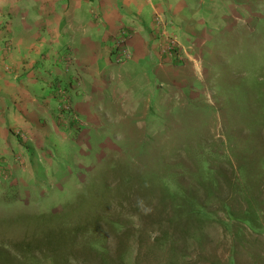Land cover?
<instances>
[{
  "label": "rangeland",
  "instance_id": "obj_1",
  "mask_svg": "<svg viewBox=\"0 0 264 264\" xmlns=\"http://www.w3.org/2000/svg\"><path fill=\"white\" fill-rule=\"evenodd\" d=\"M238 11L244 16L239 25L209 45V57L198 72L206 76L204 82L189 80L193 89L182 86L181 99H166L165 110H126L109 104L101 106L104 110L60 114V129L53 130L44 148L48 154L35 152L42 157L37 160L42 175L40 183L34 181V188H28L30 203L24 195L12 198L25 194L23 187L7 189L8 200L0 198V220L58 212L85 197L88 204L82 214L91 216L100 203L86 193L103 190L107 181V192L99 197L115 198L102 214L127 220L131 227L119 234L103 223L102 231L114 252L126 234L131 236L127 264L133 263L140 241L139 264H264V0L253 4L252 14L243 6ZM110 55L115 64L131 59L117 63L115 53ZM54 88V93L65 89L69 102L66 84L58 82ZM57 105L58 100L56 110ZM25 131V143L12 133L21 145L14 158L22 162L26 152L34 162L29 152L32 136ZM3 166L0 176L7 177L9 168ZM206 178L214 183L205 184ZM168 192L176 194L177 201L186 199V205L197 198L213 217L203 222L178 218L176 199ZM156 237H172V249L151 244ZM86 260L77 254L68 264Z\"/></svg>",
  "mask_w": 264,
  "mask_h": 264
},
{
  "label": "crops",
  "instance_id": "obj_2",
  "mask_svg": "<svg viewBox=\"0 0 264 264\" xmlns=\"http://www.w3.org/2000/svg\"><path fill=\"white\" fill-rule=\"evenodd\" d=\"M255 2L259 0H0V167L9 168L7 177L0 176V198L8 200L7 189L23 187L25 194L12 198L24 195L30 203L28 188L42 175L37 163L42 157L35 152L48 154L44 148L51 133L60 129L54 96L58 82L69 90L71 110H104L101 106L109 104L165 110L166 99H181L182 86L193 89L189 80L204 82L206 76L198 72L209 57V45L239 25L244 18L239 7L252 14ZM154 14L162 16L178 41L173 63L161 60ZM124 27L132 57L115 64L112 37ZM16 128L30 131L34 162L26 152L25 161L14 158L21 151L12 135Z\"/></svg>",
  "mask_w": 264,
  "mask_h": 264
},
{
  "label": "trees",
  "instance_id": "obj_3",
  "mask_svg": "<svg viewBox=\"0 0 264 264\" xmlns=\"http://www.w3.org/2000/svg\"><path fill=\"white\" fill-rule=\"evenodd\" d=\"M210 180L212 179L206 178L205 184H209ZM104 184L103 190L98 188L86 193L94 203H100V207L95 208L91 216L82 214L88 204V198L85 197L64 206L58 212L18 217V220H24V223L16 218L0 220V264H68L76 259L77 254H84L87 264H92V256L97 258V264H127V245L128 241H131V236L126 234V241H123L120 249L114 252V248L108 247L106 233L102 231L103 223H106L113 233L119 234L131 227L127 220L102 214L101 210L107 207L106 203L115 198L107 194L104 198L99 197L101 193L107 192L105 189L109 185L107 181ZM200 184L205 186L203 180ZM167 195L173 200L176 199L173 208L178 218L186 217L188 220L197 219L203 222L209 219L208 217H213L195 197L186 205V199L177 201L176 194L168 192ZM224 209L230 217L234 216L229 207L226 206ZM172 223L174 224V220ZM20 225L21 230L14 234L12 230ZM152 242L166 250L172 249L174 245L172 237H168L167 240L164 237H156L152 239L151 244ZM142 248L143 243L140 241L132 264H139Z\"/></svg>",
  "mask_w": 264,
  "mask_h": 264
},
{
  "label": "built area",
  "instance_id": "obj_4",
  "mask_svg": "<svg viewBox=\"0 0 264 264\" xmlns=\"http://www.w3.org/2000/svg\"><path fill=\"white\" fill-rule=\"evenodd\" d=\"M152 28L160 41L159 46L161 60L165 63L174 62L179 52V46L174 33L169 29V24L165 20H163L161 15L154 14L152 20ZM128 36L129 31L125 27L120 28L113 34L110 51L111 53H115V61L117 63L129 57H132V52L127 45ZM54 96L58 100L57 110L60 114L69 112L68 110H71L65 89L56 88ZM13 133L16 138L23 143L27 142L29 139V135L24 129L16 128L13 130ZM17 159L20 160L18 156Z\"/></svg>",
  "mask_w": 264,
  "mask_h": 264
}]
</instances>
